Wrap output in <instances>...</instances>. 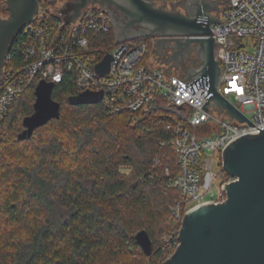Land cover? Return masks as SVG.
Segmentation results:
<instances>
[{"label": "trees", "instance_id": "trees-1", "mask_svg": "<svg viewBox=\"0 0 264 264\" xmlns=\"http://www.w3.org/2000/svg\"><path fill=\"white\" fill-rule=\"evenodd\" d=\"M8 14L0 0V16ZM23 37L11 45L13 63L20 61L14 46ZM114 40L110 30L97 34L94 45ZM78 94L65 75L51 94L59 118L28 138L18 134L33 112V87L1 123L0 264H162L168 254L161 238L174 227L169 208L181 199L168 185L180 172L178 155L159 144L170 135L165 110L153 108L133 124L130 114H108L101 102L71 103ZM141 230L152 242L149 256L136 241Z\"/></svg>", "mask_w": 264, "mask_h": 264}, {"label": "built area", "instance_id": "built-area-1", "mask_svg": "<svg viewBox=\"0 0 264 264\" xmlns=\"http://www.w3.org/2000/svg\"><path fill=\"white\" fill-rule=\"evenodd\" d=\"M56 1L39 0L36 14L21 31L23 39L14 46L20 61L13 63L9 53L6 56L0 79V127L10 106L26 89L35 88L41 80L59 84L65 75L79 93L102 91L100 102L107 113H128L133 124L153 108L165 110L161 115L170 135L160 138L159 144L172 146L178 155L180 172L168 178V185L181 193V199L169 208L174 227L161 238V248L169 257L179 245L185 212L226 198L222 185L235 180L232 176L221 180L226 144L264 127V0H231L232 5L221 11V19L227 21L211 24L214 56L223 69L217 90L260 129L246 120V125L220 120L201 108L206 102L204 86L192 93L174 75L172 83L162 80L161 67L145 69L152 38L114 40L109 48L104 43L94 45L97 34L113 30L110 14L90 7L75 26L62 25L61 18L45 9ZM106 53L111 55L109 70L100 75L95 65Z\"/></svg>", "mask_w": 264, "mask_h": 264}, {"label": "water", "instance_id": "water-1", "mask_svg": "<svg viewBox=\"0 0 264 264\" xmlns=\"http://www.w3.org/2000/svg\"><path fill=\"white\" fill-rule=\"evenodd\" d=\"M38 3L39 0H6L9 14L0 16V79L11 45L33 19ZM231 5V0H57L45 9L61 18L62 25L71 26L90 7L105 10L110 14L116 43L152 38L145 69L161 67L162 80L172 83L170 77L174 75L192 93L204 86L206 102L201 108L220 120L227 118L237 125H246V120L255 126L217 90L223 69L214 56L211 24L227 21L221 19V11ZM163 53L167 60L157 63L155 56ZM192 53L194 60L190 63ZM110 60V53H106L95 65L98 74L108 72ZM54 85L41 80L35 86L33 112L23 118L24 129L18 139L30 137L36 128L59 118L60 104L51 96ZM101 97L102 91H86L69 101L96 103ZM222 167L235 178L222 185L226 198L185 212L179 245L162 264H264V127L230 140L222 151ZM135 237L145 255H151L148 233L141 230Z\"/></svg>", "mask_w": 264, "mask_h": 264}, {"label": "flooded vegetation", "instance_id": "flooded-vegetation-1", "mask_svg": "<svg viewBox=\"0 0 264 264\" xmlns=\"http://www.w3.org/2000/svg\"><path fill=\"white\" fill-rule=\"evenodd\" d=\"M192 54L189 55V62L190 63L193 62V60H194V54L193 55ZM155 59H156L157 63H162L163 64L167 60L166 53H163L161 56L156 55ZM164 68H167V67H164Z\"/></svg>", "mask_w": 264, "mask_h": 264}, {"label": "rangeland", "instance_id": "rangeland-1", "mask_svg": "<svg viewBox=\"0 0 264 264\" xmlns=\"http://www.w3.org/2000/svg\"><path fill=\"white\" fill-rule=\"evenodd\" d=\"M104 44H105V46L107 48H109L112 45L111 43L110 44L104 43ZM150 46H151V50H152L153 42H150ZM120 169H121V171L126 172V173H130L132 171L131 167H129V166L128 167L122 166ZM223 179H225V176L222 174L221 175V180H223Z\"/></svg>", "mask_w": 264, "mask_h": 264}]
</instances>
